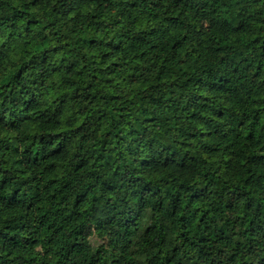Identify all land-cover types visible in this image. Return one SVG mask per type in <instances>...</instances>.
I'll list each match as a JSON object with an SVG mask.
<instances>
[{"label": "trees", "instance_id": "trees-1", "mask_svg": "<svg viewBox=\"0 0 264 264\" xmlns=\"http://www.w3.org/2000/svg\"><path fill=\"white\" fill-rule=\"evenodd\" d=\"M0 264H264V0H0Z\"/></svg>", "mask_w": 264, "mask_h": 264}]
</instances>
